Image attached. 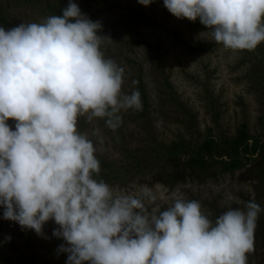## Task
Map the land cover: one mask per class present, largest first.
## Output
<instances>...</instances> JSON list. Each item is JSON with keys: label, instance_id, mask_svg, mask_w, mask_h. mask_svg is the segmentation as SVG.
Masks as SVG:
<instances>
[{"label": "clouds", "instance_id": "9594fccd", "mask_svg": "<svg viewBox=\"0 0 264 264\" xmlns=\"http://www.w3.org/2000/svg\"><path fill=\"white\" fill-rule=\"evenodd\" d=\"M163 3L177 18L199 19L226 49L253 51L264 42V0ZM101 30L75 0L43 22L0 26L2 218L42 237L54 222L66 264H248L255 202L212 220L199 201L175 198L161 210L148 187L117 192L95 178L97 148L79 119H103L116 130L122 111L142 109L139 90L123 91L124 68L105 58L102 42L112 39Z\"/></svg>", "mask_w": 264, "mask_h": 264}, {"label": "rangeland", "instance_id": "374dc122", "mask_svg": "<svg viewBox=\"0 0 264 264\" xmlns=\"http://www.w3.org/2000/svg\"><path fill=\"white\" fill-rule=\"evenodd\" d=\"M88 1L91 2L90 8L97 14L95 21L102 24L98 34L112 39L102 42L105 58L114 60L125 70L123 91L130 94L139 90L142 97V76L148 93L150 126L145 127L146 123L137 119L143 105L141 110L131 109L120 113V125H124L122 133L127 147L134 152L139 150L138 154L142 157L147 143L151 146L147 140L153 131L155 137L163 142L171 141L185 132L181 122L188 123V119L184 120L183 111L168 99L170 90L167 81L173 86L178 99L195 116L202 133L211 127L216 133L233 137L243 123L247 124L252 134L262 131L260 119L264 116V75L259 70L262 69L260 63H264V50L255 54L254 50L226 49L214 41L206 26L192 25L194 23L185 18L175 17L160 6L158 0H154L150 6L141 5L138 0ZM75 2L79 7L82 6V0ZM0 7L13 27L22 23L43 22L46 18L42 0H0ZM139 13L145 14L154 24L144 22ZM0 26L8 30L2 24ZM144 42L158 46L162 55V70L156 64V52L150 51ZM260 45L264 49V42ZM206 47L209 49L205 50ZM216 115H219L218 122L214 120ZM9 124L14 130L15 123ZM78 130L94 142L100 156L118 166L134 162L113 140L114 130L107 127L105 120L97 118L88 122L85 117H81ZM155 166V160L144 162L143 168L148 174L144 171L137 176L135 173V179L126 185L111 186L117 192L132 194L148 187L156 194V204L161 210L175 198L193 200L192 193L198 195V190L209 195L213 191V196L220 195L223 198L218 202L222 209L243 208L248 201H252L260 206L258 218L264 216V180L253 178L250 172L241 171L235 178L224 175L225 180L222 179L219 185H201L193 176L181 175L174 186L161 182L159 175L149 173L147 167ZM236 192H244L245 195L235 196ZM203 212L212 219L210 214ZM2 217L3 209L0 208V229L12 239L0 247V255L7 256L13 264H66L67 253L58 252L59 246L65 242L52 235L56 227L54 222L45 225V236L42 237L34 230L22 231L19 224ZM257 222L256 228L259 230L263 223L258 219ZM257 230L253 238L257 236ZM27 231L28 236H19ZM27 258H31L29 263ZM248 264H264V249L254 246V241L248 253Z\"/></svg>", "mask_w": 264, "mask_h": 264}, {"label": "trees", "instance_id": "16d2710c", "mask_svg": "<svg viewBox=\"0 0 264 264\" xmlns=\"http://www.w3.org/2000/svg\"><path fill=\"white\" fill-rule=\"evenodd\" d=\"M158 1L160 6L168 10L164 6L163 0ZM42 3H44L45 17L47 18L52 15H62V10L68 6L69 0H42ZM90 3L91 2L88 0H82V6L80 9L84 14L95 21L97 14L92 8H90ZM139 17L146 23L154 24V21L143 13H139ZM198 20L199 19L195 22L191 20L189 21L194 23L192 25H203ZM0 24L8 29L13 28L14 26L10 24L1 7ZM144 43L150 51L156 52V64L158 65V68L162 70L163 68L160 65L162 55L158 46L147 42ZM260 47H262V45H259L257 49L254 50L255 54L264 50ZM204 49L208 50L209 48L206 47ZM195 50H197V48H195ZM260 66H262L263 70L260 69L259 71L264 75V63L261 62ZM140 77L143 109L137 119H142V121L146 123L145 127H148L152 124L149 119L150 105L148 102V93L143 85L142 76ZM166 79L168 78L166 77ZM262 84L263 83H261V85ZM167 88L170 90L168 94V99L171 100L170 102L176 108L178 107L179 110L183 111L184 120L188 119V123L185 121L181 122L185 127V132L176 136L171 141L163 142L155 137L153 131V134H150L147 140V142L151 143V146L147 143V147L143 153L145 156L143 158V155L141 157V155L138 154L139 150L134 152L132 148L125 145V137L123 135L124 133H122V131H124V125H120L118 129L114 130L115 136L113 137V140L118 143L119 148L134 160V162L130 165L118 166L115 162L100 156L96 152L97 158L101 164V172L95 177L97 180L103 179L112 186L117 184L124 186L127 182L135 179V173H137V176L140 174L142 175L145 171L143 168L144 162L148 163L150 160H155L156 166L147 167V169L150 170L149 173L157 176L159 175L161 177L160 181L167 185L171 184L175 186L176 180H178L181 175L182 177H186L185 175H187V177L193 176L194 180L201 185H219L222 179L225 180V178H223L224 175L235 178L239 172L244 170L248 173L250 172L253 178L264 180V116L260 119L262 128L260 133H250L246 123L240 125L238 132L233 137H227L223 133H216L214 131L215 129L211 127L207 128L206 131L202 133L196 123L195 116L178 99L173 86L168 81ZM214 120L215 122H218L219 115H216ZM9 122L15 123L13 120H10ZM215 127H217L216 124ZM151 128L153 129V126ZM145 174H148L147 170L145 171ZM198 192V195L192 193L191 197L193 200L200 202L203 210L212 216V220H215L217 216L227 210L226 207L222 209L218 204V202L223 200L222 197H219L220 195L213 196V191L210 195L203 193V190H198ZM237 194L245 195L244 192H236L235 196H237ZM247 199H249V196ZM258 221H262L263 224L261 229H255L258 231V234L253 238L254 246H260L264 249V216L258 218ZM25 234L28 236V231L25 233L22 232L19 236H25ZM5 237V233L0 229V247L6 245ZM30 259L31 258L26 259L27 263H29L28 261H30ZM0 264H13V262L11 259H7V256L0 255Z\"/></svg>", "mask_w": 264, "mask_h": 264}]
</instances>
